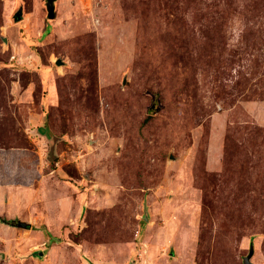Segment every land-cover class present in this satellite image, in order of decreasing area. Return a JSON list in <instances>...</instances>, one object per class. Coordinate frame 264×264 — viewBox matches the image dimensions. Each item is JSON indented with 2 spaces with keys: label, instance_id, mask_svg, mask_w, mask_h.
<instances>
[{
  "label": "rangeland",
  "instance_id": "rangeland-1",
  "mask_svg": "<svg viewBox=\"0 0 264 264\" xmlns=\"http://www.w3.org/2000/svg\"><path fill=\"white\" fill-rule=\"evenodd\" d=\"M45 4L0 0V264H264V0Z\"/></svg>",
  "mask_w": 264,
  "mask_h": 264
},
{
  "label": "water",
  "instance_id": "water-1",
  "mask_svg": "<svg viewBox=\"0 0 264 264\" xmlns=\"http://www.w3.org/2000/svg\"><path fill=\"white\" fill-rule=\"evenodd\" d=\"M55 1L56 0H46L45 8H46V13H47L48 19H54V17H55V5H54ZM55 63L57 66L63 65V62L61 60H57ZM123 83H124V81H123ZM1 223L11 225L12 227H20V228L27 227V225L25 223H20V222H17L16 224H14V223L11 224V223H6V221H1ZM253 252H254V249H253V246L251 245L249 247V251H248L247 255L242 258V264H255L251 261L252 256H253ZM32 255H37L38 258L43 257V253L41 251H37L36 253H33ZM1 257L4 258V255L1 254Z\"/></svg>",
  "mask_w": 264,
  "mask_h": 264
}]
</instances>
